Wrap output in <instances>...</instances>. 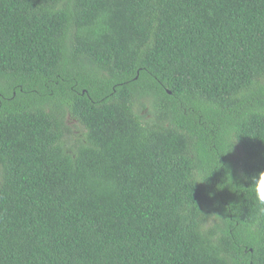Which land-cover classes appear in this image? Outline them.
Masks as SVG:
<instances>
[{
    "label": "trees",
    "instance_id": "16d2710c",
    "mask_svg": "<svg viewBox=\"0 0 264 264\" xmlns=\"http://www.w3.org/2000/svg\"><path fill=\"white\" fill-rule=\"evenodd\" d=\"M264 0H0V264H264Z\"/></svg>",
    "mask_w": 264,
    "mask_h": 264
},
{
    "label": "clouds",
    "instance_id": "9594fccd",
    "mask_svg": "<svg viewBox=\"0 0 264 264\" xmlns=\"http://www.w3.org/2000/svg\"><path fill=\"white\" fill-rule=\"evenodd\" d=\"M248 188L254 193L255 199L261 205L259 211L264 214V170H260L250 177H245Z\"/></svg>",
    "mask_w": 264,
    "mask_h": 264
}]
</instances>
